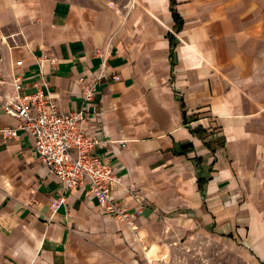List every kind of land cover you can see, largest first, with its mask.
Returning <instances> with one entry per match:
<instances>
[{"label": "crops", "instance_id": "1", "mask_svg": "<svg viewBox=\"0 0 264 264\" xmlns=\"http://www.w3.org/2000/svg\"><path fill=\"white\" fill-rule=\"evenodd\" d=\"M15 77L84 111L134 216L5 137L0 104V264H170L199 234L264 264V0H0V101Z\"/></svg>", "mask_w": 264, "mask_h": 264}, {"label": "built area", "instance_id": "2", "mask_svg": "<svg viewBox=\"0 0 264 264\" xmlns=\"http://www.w3.org/2000/svg\"><path fill=\"white\" fill-rule=\"evenodd\" d=\"M46 59L57 62V58L49 55H45ZM4 82L0 80V84ZM14 85L17 94L1 100L0 104L7 113L18 117L20 123L17 127L2 129L3 135L17 137L19 129L30 131L42 162L65 187L89 185V192L107 214L131 223L134 215L114 195V186L120 177L114 166L94 152L96 141L83 128L84 111L61 112L45 90L25 92L21 77H15ZM85 93L87 100L94 98L93 87L87 86Z\"/></svg>", "mask_w": 264, "mask_h": 264}, {"label": "rangeland", "instance_id": "3", "mask_svg": "<svg viewBox=\"0 0 264 264\" xmlns=\"http://www.w3.org/2000/svg\"><path fill=\"white\" fill-rule=\"evenodd\" d=\"M177 241L167 248L170 264H256L249 252L220 237L199 234L192 241Z\"/></svg>", "mask_w": 264, "mask_h": 264}]
</instances>
